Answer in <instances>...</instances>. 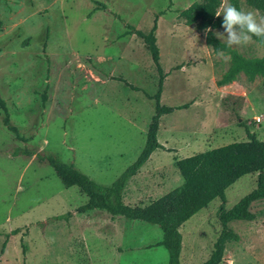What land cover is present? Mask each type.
<instances>
[{"label":"rangeland","instance_id":"374dc122","mask_svg":"<svg viewBox=\"0 0 264 264\" xmlns=\"http://www.w3.org/2000/svg\"><path fill=\"white\" fill-rule=\"evenodd\" d=\"M196 1L0 0V98L19 137L2 124L0 109V264H132L134 259L139 264H151L153 259V264L168 263L166 249L158 246L162 231L157 225L119 216L116 228L130 224L124 228L125 236L108 237L106 223L89 221L90 214L76 212L87 196L75 186L65 188L39 158L52 157L72 165L107 187L140 154L154 114V100L149 97L157 92L159 75L146 46L127 25L146 33L156 20L165 74L163 105L206 95L203 86L187 89L186 74L179 70L190 65L186 56L191 50L207 47L204 36L179 16ZM239 2L241 10L262 16L246 0ZM224 4L225 0L219 11ZM101 5L106 9H98ZM231 48L248 60L264 54L255 41ZM261 79L255 75L248 81L245 74L240 78L249 109H243V101L227 104L236 110L238 122L228 111L216 114L219 91L212 83L211 93L216 97L210 121L218 138L211 146L245 141V128L238 123L263 140ZM165 117L164 121L178 128L177 134L201 125L193 114L182 111ZM225 123L229 132L220 128ZM256 177L243 176L226 189V210L256 188ZM178 185L177 180L146 187L138 184L139 196L128 195L126 202L145 206ZM129 189L130 183L123 193L131 194ZM219 205L218 199L213 200L181 227L180 264H202L208 259L220 232ZM250 211L254 221L229 223L239 241L226 245L220 264H264V198L254 202ZM15 230L18 233L12 234ZM120 246L125 249L122 253Z\"/></svg>","mask_w":264,"mask_h":264},{"label":"trees","instance_id":"16d2710c","mask_svg":"<svg viewBox=\"0 0 264 264\" xmlns=\"http://www.w3.org/2000/svg\"><path fill=\"white\" fill-rule=\"evenodd\" d=\"M171 2V1H170ZM223 0H199L180 11L179 16L184 24L194 26L195 30L204 36L205 43L214 54L223 52L230 57L231 67L223 76L219 84H225L233 80L241 71L253 75L264 72V54L261 58L245 59L234 49L221 42L215 30L222 29L223 18L216 13L222 6ZM249 7L264 16V0H246ZM229 4L241 10L239 0H229ZM106 9L101 5L98 9ZM160 13L158 16L162 15ZM156 20L152 28L144 33L128 26V31L139 38L146 46L153 64L159 75L158 88L154 96V114L146 130L144 146L136 160L118 177L111 186H101L84 175L72 165H67L55 158H36L46 161L54 170L56 176L65 188L77 187L88 198L87 202L75 210L83 214L92 210H102L111 216H123L129 220H137L157 225L162 231V240L158 246H162L168 253L167 264H180V252L182 249L181 227L197 212L209 207L215 199L220 201L217 217L220 232L213 244V250L208 259L202 264H220L229 243L239 241V236L229 227L234 221L251 222L255 220V214L250 211L251 205L264 198V142L250 133L243 123L239 126L245 128L246 141L234 142L219 148L211 149L193 156L177 160L175 167L182 178V185L169 194L157 200L150 201L146 206H130L123 203V192L129 180L136 175L138 170L148 161L151 154L157 150H165L158 143L157 132L161 116L171 114L175 110L186 108L168 107L160 102L165 74L160 66L159 49L156 39ZM127 31V34H129ZM264 51V39L253 37ZM248 74V75H249ZM247 75V76H248ZM242 102L241 97L227 96L222 99V105L240 119L234 107H228L231 101ZM0 109L3 114L2 124L12 132L19 140L17 130L10 125L9 116L6 114V106L0 98ZM31 156H34V154ZM256 175V188L244 196L230 210L225 208V191L238 179L246 175ZM71 213H67L69 217ZM17 234L18 230L12 231Z\"/></svg>","mask_w":264,"mask_h":264},{"label":"crops","instance_id":"0c3cea01","mask_svg":"<svg viewBox=\"0 0 264 264\" xmlns=\"http://www.w3.org/2000/svg\"><path fill=\"white\" fill-rule=\"evenodd\" d=\"M218 31L219 30H215V34ZM201 38L205 40L202 36ZM186 57L188 59V62H190V65L183 66V68L179 69L186 74L184 76V86L187 89L188 88L192 89L193 87H197V86H203L206 89L205 92L207 94L204 95L203 92L200 95L193 96L192 99L186 103H179V104H174L172 106H168V107H181L185 105L186 108L175 110L171 114H167V115H173L175 112L178 111H182L185 114H193L194 115L193 119H195L197 122L200 121L201 125L194 126L193 128L186 130L185 132L183 129H180V131L183 130V132L181 134H177L178 128L174 125V123L167 120L164 121L166 119L165 117L166 115L161 116L159 122V129L157 132V140L158 143L162 145L165 150L162 149L155 150L151 154L148 161L138 170L136 175L129 180L128 184L129 183L131 184V189H129L131 190L130 191L131 194L123 193V203L125 205H128V203L126 202L129 199L127 198L128 195L129 196L131 195L132 199L139 196L140 192L138 189L136 190L138 184H144L143 187H146V186H152L156 181L160 183L168 184L174 180H177L179 183L178 187H180L182 184H180V177L175 167V163L177 160L184 159L198 153H202L211 149L219 148L234 143V142H227L226 144L223 145L211 146V144L218 138L215 137L216 132H214V129L212 127L213 125L210 121V118H213L212 111L215 107V104H213L214 103L213 100L214 97H216V95L211 93L210 86L212 85V83L219 91L217 100L215 101L217 103L216 105L218 106L216 114H221L222 111L230 112L228 109L227 110L224 109V106L222 105V99L230 95L235 97H241L243 99V102L245 103L243 109L244 110L249 109V98L247 94L244 93L243 91L246 88L245 87L242 88L241 85H239V80L242 77V75L246 74V71L239 72L236 75V77L230 82H227L225 84H219L223 76L229 71L231 67L230 59L225 60L217 56V54H214L209 47L202 48L199 50L193 49L189 54H187ZM252 76L253 75L249 74L247 76V80L251 81ZM258 76H261L262 78L261 83H262L264 80L263 79L264 72L259 73ZM166 78L167 80H169V77ZM160 102L162 105L165 103L163 98L162 99L160 98ZM221 107L223 109H221ZM256 118L260 119V117H256ZM220 128H222L223 132L230 131V126L226 123L221 125ZM262 136H263L262 137L263 140L261 139L259 140L264 142V135ZM154 188H156V185ZM138 206H144V204ZM102 212L105 215L101 218L99 216ZM97 213L98 215H96ZM87 214H90L91 216L90 218H88L89 221H94V222L99 221V223H106L105 227L107 226L109 227L108 237L110 236V238H113L114 235H119V236L122 235V237L125 236L124 228H128L130 226V224H128L127 226L125 223H121L120 228L117 227L118 228L117 229L116 224H118L120 219L116 217L119 216H111L110 214L102 210H92L83 213L82 215H87ZM132 221H137V220H132ZM130 228H134V227H130ZM118 250L120 251V253H122L125 249L121 248L120 246L118 247ZM155 261L156 259H153L150 261V263L153 264V262ZM132 264H139V262L134 259L132 261Z\"/></svg>","mask_w":264,"mask_h":264},{"label":"clouds","instance_id":"9594fccd","mask_svg":"<svg viewBox=\"0 0 264 264\" xmlns=\"http://www.w3.org/2000/svg\"><path fill=\"white\" fill-rule=\"evenodd\" d=\"M216 16L223 17V33L217 32L216 36L230 48L248 45L253 42V37L264 39V16L257 17L252 11L240 10L227 3V0ZM217 56L225 60L230 59L223 52H217Z\"/></svg>","mask_w":264,"mask_h":264},{"label":"built area","instance_id":"2783aa9c","mask_svg":"<svg viewBox=\"0 0 264 264\" xmlns=\"http://www.w3.org/2000/svg\"><path fill=\"white\" fill-rule=\"evenodd\" d=\"M255 121H256L257 123H259V122H260V119H259V118H256Z\"/></svg>","mask_w":264,"mask_h":264}]
</instances>
